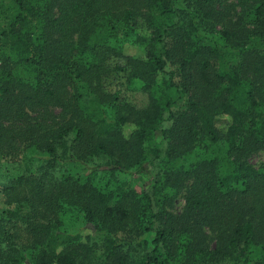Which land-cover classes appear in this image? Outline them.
I'll use <instances>...</instances> for the list:
<instances>
[{
  "label": "trees",
  "instance_id": "trees-1",
  "mask_svg": "<svg viewBox=\"0 0 264 264\" xmlns=\"http://www.w3.org/2000/svg\"><path fill=\"white\" fill-rule=\"evenodd\" d=\"M258 150L264 0H0V264H264Z\"/></svg>",
  "mask_w": 264,
  "mask_h": 264
},
{
  "label": "rangeland",
  "instance_id": "rangeland-1",
  "mask_svg": "<svg viewBox=\"0 0 264 264\" xmlns=\"http://www.w3.org/2000/svg\"><path fill=\"white\" fill-rule=\"evenodd\" d=\"M134 52V50H132ZM132 88H135L134 86H131ZM161 137V133H156V138L159 139ZM39 153L36 149L30 148L24 151V155L26 156H34ZM16 161H12L10 159H2L0 161V206L2 205L3 201V194L5 186L9 183V181L19 173H22L26 171L25 164L29 166V168L34 169L37 166V159H33L31 161H28V163L23 162L21 159V156L14 159ZM248 161L254 165L255 167L264 166V150H258L255 153L251 154L248 157ZM89 166H91L90 162L82 165H74L69 166V169L74 174H83L88 171ZM117 177L125 182H130L133 189L137 192L141 191L144 187V180L137 171H132L131 173H118ZM185 206V200H184V191L179 193V195L174 200V203L168 208L172 213L179 214L183 211ZM64 222L65 225L68 227L70 231H76L80 229L82 233H87V229L85 225H83V222L81 218L77 217L76 215H64ZM207 233H209L208 230H206Z\"/></svg>",
  "mask_w": 264,
  "mask_h": 264
}]
</instances>
